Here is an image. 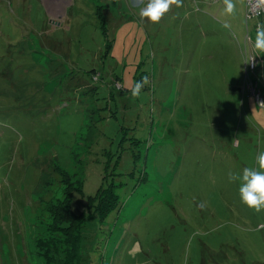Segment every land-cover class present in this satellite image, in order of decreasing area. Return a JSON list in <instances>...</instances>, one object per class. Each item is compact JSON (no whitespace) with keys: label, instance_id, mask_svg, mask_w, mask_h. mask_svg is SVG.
Masks as SVG:
<instances>
[{"label":"rangeland","instance_id":"obj_1","mask_svg":"<svg viewBox=\"0 0 264 264\" xmlns=\"http://www.w3.org/2000/svg\"><path fill=\"white\" fill-rule=\"evenodd\" d=\"M147 2L0 0V264H67L71 223L47 206L71 198L81 222L76 177L120 197L75 227L85 264H264V211L228 178L264 151L256 19L182 0L151 24Z\"/></svg>","mask_w":264,"mask_h":264},{"label":"clouds","instance_id":"obj_2","mask_svg":"<svg viewBox=\"0 0 264 264\" xmlns=\"http://www.w3.org/2000/svg\"><path fill=\"white\" fill-rule=\"evenodd\" d=\"M182 6V0H148L146 6L140 10V17L151 24H156L168 13L170 7ZM223 13L227 17L234 18L237 14L235 0H223ZM256 7H264V0H256ZM230 24H225L229 28ZM252 59L264 56V23L256 25L255 40L251 45ZM148 84V77H143L135 83L131 89L133 97L141 95L142 88ZM256 167H245L242 173H229L230 182H238L239 201L248 209L260 213L264 211V151L259 152L256 157Z\"/></svg>","mask_w":264,"mask_h":264},{"label":"trees","instance_id":"obj_3","mask_svg":"<svg viewBox=\"0 0 264 264\" xmlns=\"http://www.w3.org/2000/svg\"><path fill=\"white\" fill-rule=\"evenodd\" d=\"M108 172V170H107ZM70 173L65 172L63 174V184H67V182H73V177H70ZM81 178V177H80ZM80 178L76 177L75 182L80 185V190H78L81 195L87 201V211L82 217V221L79 223H74L73 219L69 218V214H73L69 204H71V198L67 201H63V199H57L58 203H52L47 206V209L50 213V216L55 225L60 226L65 222H70L71 225L68 229H64L66 232V236H69V239L66 241L67 244H72L73 247L70 251L71 256L68 258L67 264H85L86 258L82 253L81 239L79 240V236L75 235V227H81L84 222H91L97 220L99 218L101 221L106 220L108 215L113 211L120 207V197L115 191V186H109L105 188L104 186L98 188L95 194L86 196L83 190V182ZM69 193V192H65ZM108 198V201L105 200ZM103 208L102 212L99 214L100 210ZM62 229V227H59ZM80 244V245H79ZM48 262L51 263L50 253L47 251L45 253ZM76 262V263H75Z\"/></svg>","mask_w":264,"mask_h":264},{"label":"built area","instance_id":"obj_4","mask_svg":"<svg viewBox=\"0 0 264 264\" xmlns=\"http://www.w3.org/2000/svg\"><path fill=\"white\" fill-rule=\"evenodd\" d=\"M246 3H247V20L256 19V25L258 23H264V7L257 8L256 0H246ZM256 25H255V30H256ZM251 59L252 56L250 57V62H249L250 67H254L255 61L254 59L251 61ZM252 86L256 87V85H252ZM253 94L258 104L261 107L264 106V95L262 94V92L260 90H257V88H254Z\"/></svg>","mask_w":264,"mask_h":264},{"label":"crops","instance_id":"obj_5","mask_svg":"<svg viewBox=\"0 0 264 264\" xmlns=\"http://www.w3.org/2000/svg\"><path fill=\"white\" fill-rule=\"evenodd\" d=\"M57 2H58V4L60 5L61 0H57ZM146 264H148V263H146Z\"/></svg>","mask_w":264,"mask_h":264},{"label":"bare ground","instance_id":"obj_6","mask_svg":"<svg viewBox=\"0 0 264 264\" xmlns=\"http://www.w3.org/2000/svg\"><path fill=\"white\" fill-rule=\"evenodd\" d=\"M253 89L255 88V87H252Z\"/></svg>","mask_w":264,"mask_h":264}]
</instances>
